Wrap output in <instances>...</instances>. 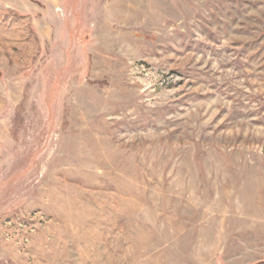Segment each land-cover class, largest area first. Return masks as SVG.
Returning a JSON list of instances; mask_svg holds the SVG:
<instances>
[{"label": "rangeland", "instance_id": "obj_1", "mask_svg": "<svg viewBox=\"0 0 264 264\" xmlns=\"http://www.w3.org/2000/svg\"><path fill=\"white\" fill-rule=\"evenodd\" d=\"M0 264H264V0H0Z\"/></svg>", "mask_w": 264, "mask_h": 264}]
</instances>
